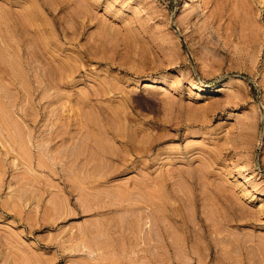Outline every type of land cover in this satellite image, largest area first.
Here are the masks:
<instances>
[{
    "label": "rangeland",
    "instance_id": "1",
    "mask_svg": "<svg viewBox=\"0 0 264 264\" xmlns=\"http://www.w3.org/2000/svg\"><path fill=\"white\" fill-rule=\"evenodd\" d=\"M0 101V264H264V0H0Z\"/></svg>",
    "mask_w": 264,
    "mask_h": 264
},
{
    "label": "bare ground",
    "instance_id": "2",
    "mask_svg": "<svg viewBox=\"0 0 264 264\" xmlns=\"http://www.w3.org/2000/svg\"><path fill=\"white\" fill-rule=\"evenodd\" d=\"M127 26V25H126ZM125 26V27H126ZM128 27H130V26H128ZM132 28V27H131ZM126 29H128L127 27H126ZM125 29V30H126ZM124 31V30H123ZM127 32V31H126ZM129 32V31H128ZM125 33V32H124ZM147 84V86H151V83L150 82H147L146 83ZM145 84V85H146ZM201 89V88H200ZM224 89V86H217V87H208V88H206V90L204 89V91H206V92H209V93H211V92H218V91H221V90H223ZM0 104H1V101H0ZM5 106V105H4ZM3 107V106H2ZM1 106H0V109L2 108ZM5 109V108H4ZM2 110V109H1ZM2 113V112H1ZM2 117V116H1ZM2 129V128H1Z\"/></svg>",
    "mask_w": 264,
    "mask_h": 264
}]
</instances>
